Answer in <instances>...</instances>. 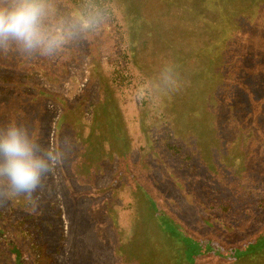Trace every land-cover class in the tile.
<instances>
[{"label": "rangeland", "instance_id": "obj_1", "mask_svg": "<svg viewBox=\"0 0 264 264\" xmlns=\"http://www.w3.org/2000/svg\"><path fill=\"white\" fill-rule=\"evenodd\" d=\"M47 4L54 54L0 46V125L65 154L32 200H0L25 263L190 264L155 204L208 240L193 264H264L238 253L264 236V0Z\"/></svg>", "mask_w": 264, "mask_h": 264}, {"label": "clouds", "instance_id": "obj_2", "mask_svg": "<svg viewBox=\"0 0 264 264\" xmlns=\"http://www.w3.org/2000/svg\"><path fill=\"white\" fill-rule=\"evenodd\" d=\"M47 15V0H0V46L15 44L27 53L54 54L67 36L62 27L45 25ZM64 155L62 148L41 142L24 123L0 125V200H32Z\"/></svg>", "mask_w": 264, "mask_h": 264}, {"label": "trees", "instance_id": "obj_3", "mask_svg": "<svg viewBox=\"0 0 264 264\" xmlns=\"http://www.w3.org/2000/svg\"><path fill=\"white\" fill-rule=\"evenodd\" d=\"M110 102L108 101H102L101 106L104 109H109L111 112V121L115 119L117 122L118 116L112 109V105H110ZM118 131H121V129L118 128ZM122 134V132H120ZM121 135H117L114 137L120 138ZM121 139V138H120ZM123 160L126 159V156L123 155L122 157ZM133 179L135 178L134 176H131ZM150 200V199H149ZM153 202V200H151ZM155 208V209H154ZM150 210L151 213L153 214L154 217L160 218V223L162 224V229L168 234V236H171L173 238L181 240L183 243V256L184 259L191 260L190 264H193V260L195 256H198L200 253L206 251L207 245H208V240L206 239H196L194 237H188V235L184 234L182 230L180 229V226L174 222L171 218L168 216H165L164 212L161 210H158L157 206L154 204L153 208ZM0 241L4 243V246L9 250L11 260L13 261L14 264H26L25 263V258L23 255L22 250L19 248L18 243H16L13 240H10L7 238L6 234L0 231ZM202 244V246L200 245ZM203 247V248H202ZM205 249V250H203ZM264 249V236L262 239H260L259 242L256 244L248 246L245 250H238L239 255H246L247 253H255L256 251Z\"/></svg>", "mask_w": 264, "mask_h": 264}]
</instances>
